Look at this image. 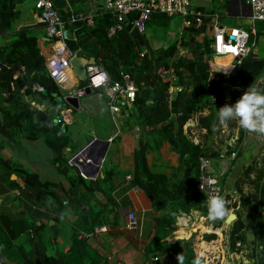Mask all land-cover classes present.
<instances>
[{"label": "trees", "instance_id": "obj_1", "mask_svg": "<svg viewBox=\"0 0 264 264\" xmlns=\"http://www.w3.org/2000/svg\"><path fill=\"white\" fill-rule=\"evenodd\" d=\"M15 7L16 0H0V37L11 35L5 44L0 45V133L10 140L17 137L30 141L43 138L45 144L54 151L53 163L60 180L56 183L43 181L37 173L0 156V168L6 172L9 188L20 189L12 176L21 179L25 188L41 192L46 199L45 207L50 213L45 224L37 225V222L29 223L28 216L14 217L0 210V264L105 262L90 246L86 235L93 234L95 228L106 225L108 215L115 217L118 214L114 193L118 186L117 180L123 174L125 177L130 176L128 187L141 190L152 208L163 213L156 220L157 229L155 237L147 246L148 253L155 255L167 252L174 258L175 264H178V254L183 255L184 264H193L197 258L201 264H218V256H215L216 252L213 250L217 236L203 233L220 234L218 229L200 225V231L184 239L189 234L184 228L177 229L175 224L181 214L188 215L191 211L207 217L205 197L196 190L199 159H217L220 156L221 149L213 144V128L220 123L217 120L219 108L229 103L235 104L251 85L264 89V59L255 58L251 51L234 66L228 78L222 74H211L210 58L213 51L209 47L208 37L213 33L212 21L198 28H184L179 39L158 49L149 47L145 40L140 44L132 36L131 20L134 16L128 17L122 30L110 38L107 37V29L111 26L112 19L104 12L93 18L92 25L81 21L68 25L70 31L76 30L75 40L69 39L66 42L72 52L78 51L80 56L93 58L112 80H118L121 72L129 74L137 87L132 110L128 114L123 109L121 119L122 131L138 128L139 144L133 153L132 169L123 172L107 157L102 164L101 175L94 180L86 179L80 175L76 166L69 164V158L63 154L67 147L65 136L69 126H48L33 122L31 102L47 108L56 106L73 112L76 110L62 100L63 92L47 73L45 60L52 50L53 42L43 41L40 34L31 27L13 31L12 23L18 14ZM169 19L161 14H153L147 23L165 26ZM259 35V30L255 34L250 32V43ZM144 49L147 52L140 57ZM217 63L220 66L218 60ZM22 67L25 70L23 74L20 73ZM163 68L171 69V75L161 76L160 70ZM32 83H38L42 91H32ZM172 93L176 94L174 112L171 109ZM211 97L215 98L214 104ZM206 108L209 113L200 114L197 124L198 128L206 132L203 140L194 143L184 133L183 127ZM228 122L232 134L237 122ZM245 140L246 134L241 131L236 140V158L241 155ZM119 141V136L113 137L111 147L118 146ZM220 142L223 143L222 140ZM164 143L178 156L177 165L169 174L154 171L147 161V155L158 151ZM2 147L0 145V150ZM76 151L77 147L71 150V154ZM230 152L231 148L228 147L226 155ZM243 174L246 177L244 184L253 189L254 199L243 195L245 199L241 206H249L250 210V220L247 221L243 218L240 204L234 202L231 206L236 219L228 235L229 251L238 254L242 250L241 245H244L243 231L253 229L254 254L250 256L246 253V257L250 264H264V162L258 167L248 166ZM223 179L221 177V185ZM97 194L101 195L103 201L97 198ZM227 206L229 207L228 204ZM69 207L76 210L79 216L71 226L73 233L65 239L68 249L64 251L63 246L57 245L55 253L48 254L46 243L51 242L44 230L49 228L52 241L55 242L62 231L58 225L59 217ZM80 209L84 210L79 211ZM83 216H87L86 222L82 220ZM50 221H53L52 225H48ZM221 223L222 220H217L212 227L218 228ZM169 234L171 235L168 236ZM198 236H201V240H197ZM166 240L176 241L170 244ZM25 241H28L29 247H26ZM196 246L204 248L199 252L200 255L196 253ZM206 248H209L208 252Z\"/></svg>", "mask_w": 264, "mask_h": 264}, {"label": "crops", "instance_id": "obj_2", "mask_svg": "<svg viewBox=\"0 0 264 264\" xmlns=\"http://www.w3.org/2000/svg\"><path fill=\"white\" fill-rule=\"evenodd\" d=\"M31 1L32 6L30 7V9H27L28 5L25 6L24 9H21L20 7L24 5V1L16 0L15 11H17L18 14L12 23V30L17 31L24 27H31L38 34H40L43 41L48 42L49 40L46 39L47 37L44 27L37 21L36 11L34 8L35 0ZM196 1L197 3H195L194 5L201 10L217 14L219 16V25L225 26L227 28H250L251 11L248 4L246 3V0ZM243 1H245V3H243ZM52 2L60 16L67 21H69L70 18H72L74 15L78 14H83L85 15V17L94 18L100 13H103L102 0H52ZM22 12L24 13L22 14ZM258 30L260 31V37H262L264 41V28H262L261 25H256V31ZM1 38L3 37H0V39ZM148 45H150L152 49L161 48V46H156L155 40L153 41V43H148ZM227 62V60L221 59V66H226ZM65 73L67 75V82L69 83L65 84V86H68L71 83H73L74 86L76 84L74 83L76 82L74 77L68 72V70H66ZM96 97L98 99H96L95 101L102 108L104 107L105 109H107L105 100L99 98L97 95ZM88 101L89 104H93L92 101ZM91 111L93 115L96 116L95 109H91ZM71 114L74 115L73 111H71ZM76 119L77 118H75L74 120ZM68 126L70 127V125ZM81 128L82 127H80V129ZM135 128L136 127L126 131L121 130L118 146L111 147L110 144V147L104 159L105 161L109 156V153L111 152L110 159L112 163L118 165L119 169L123 172L130 170L133 167V153L136 148L135 136H139V134L135 131ZM190 129L191 132L196 134L195 136H197V138L200 134H202V131L197 128L196 123L194 124L193 122H191ZM17 138L20 140V146L22 148L27 147V150L17 148L16 151H13L12 154L8 149H6L5 146L0 150V156L3 159L11 160L12 163L21 165L23 168L30 170L31 172L37 173L43 181L53 183L59 182L60 175L57 171L56 165L53 163V159L55 157L54 151L45 144L43 138L34 141H30L23 137ZM88 138L89 139H87V143L93 138L100 139L99 136H94V132L91 135L88 134ZM15 139L10 141H13V144H16ZM87 143H84L83 140V144L81 143L79 146H77V151ZM254 147L256 149H259V146L255 145ZM74 148H76V146ZM71 150L72 149L65 148L63 154L70 158L74 153H70L69 155H67V152H71ZM177 158L178 156L171 151L170 146L167 143H164L158 151L150 152L147 155V161L151 168L156 172L165 174H169L171 169L177 165ZM213 161L214 163L221 164L220 171H222L223 173L226 171L224 160L219 161L218 159H213ZM99 175H101V169ZM12 179L16 180V184L20 189L9 188V181L7 179L6 172L4 169L0 168V210L7 212L9 215L14 217H23L24 213L28 211L31 216L37 218L38 225L45 224L47 222L48 216L50 215L49 211L45 207V197H43V195L39 191H32L25 188V185L21 179H16L14 177H12ZM117 183L118 186L115 190L114 198L117 204L118 214L115 217H113L112 214L108 215L109 219L107 221V224L101 226L106 228V232L99 233L94 237L88 239V243L90 244V246L94 248L99 253V255H101L105 259V262L101 264H175L174 258L167 252H158L155 255L147 252V246L149 242L155 237L157 229L156 220L163 213L152 208L149 199L141 190L128 187V180H126L124 174L121 175V177L117 180ZM96 196L98 199L102 200L100 194H97ZM75 197V201L77 203V193ZM76 205L79 206V204ZM83 210L84 209H80L79 211ZM194 212L198 214V216H196V219L199 218L200 222L202 223L206 221V217L201 216L196 211ZM128 213H132L135 218V225L131 230L124 229ZM78 216V212L69 207L64 211L63 215H60L59 220L62 219L70 226H72V224L76 223V221L78 220ZM185 216L188 215L181 214V216L177 218L175 226L177 227V229L184 228V231L189 234V236L184 239H188L193 233H195L196 231H200V227H198L199 225L195 226L196 230L194 231V228H188L187 219H185ZM179 219H181V221ZM48 229L44 230V234L49 239L51 238V232ZM62 234L63 231H61L55 242L50 245L51 252L55 253V251L58 249L57 245L60 247L63 246L64 251L68 249V244L66 243V240H63ZM207 234L216 235L215 232ZM70 235L68 236V238L70 237ZM170 235L171 234H169L168 236ZM175 241H173L172 243H174ZM217 242L218 239L215 241V244H217ZM153 256H156L158 258V261L155 263H151V257Z\"/></svg>", "mask_w": 264, "mask_h": 264}, {"label": "built area", "instance_id": "obj_3", "mask_svg": "<svg viewBox=\"0 0 264 264\" xmlns=\"http://www.w3.org/2000/svg\"><path fill=\"white\" fill-rule=\"evenodd\" d=\"M246 3L251 11V25L249 29L235 27L227 28L219 25V16L217 14L201 10L193 4V0H102V9L103 12L110 15L112 19V24L107 29V37L109 38L113 37L117 32H120L124 23L127 22L128 17L131 16H134L131 20L132 30L136 29L142 36L145 24L149 21L151 15L153 14H161L168 18L181 16L183 29L190 28L192 26L198 28L202 25H207L210 21H212L213 33L208 37L210 41L209 47L213 51L210 58V65L212 68L211 74H222L225 78H228L234 66L247 57L255 47V40L250 43V32L255 34L256 24H259L262 28H264V0H246ZM34 8L38 23L44 27L48 40L53 42L52 50L48 58L45 60V66L48 75L63 92L62 100L67 103L66 98L71 97L76 98L79 103V100L86 95L85 87H87L90 89L91 93H94L99 98L105 100V104L113 124H121V119L123 117L122 110L125 109L128 114L131 112L132 105L135 100V93L137 91V87L129 74L121 72L118 80H112L104 68L94 60V63H87L84 65L86 73L85 87H81L79 83L74 86H65V80L67 81V75L65 72L69 67V61L74 56H79L78 51L72 52L67 47L66 42L69 39L75 40L76 32V30L70 31L67 26L78 21L86 22L88 25H92L93 17H85L83 14H78L70 18L69 21L63 20L58 11L55 9L52 0H35ZM181 32L179 33V37ZM146 52L147 50L144 49L140 53V57H142ZM223 58H229L230 60L229 63L222 68L218 65L217 59ZM24 71L25 70L22 67L20 73L23 74ZM160 75L170 76L171 69H161ZM211 78L212 76H210V79ZM31 90L41 92L42 87L38 83H32ZM211 101L212 104H214L215 98L211 97ZM30 105L33 112L46 111L48 109L45 106H41L33 102L30 103ZM57 108L58 111L56 117L53 119V124H68L70 122L72 110L68 108ZM61 112H65V115L62 116ZM208 113L209 109H204L202 112L197 113L193 120L186 123L183 127L184 133L187 134L188 138H190L194 143H198L200 138H197V136H195L196 134L191 132L190 123L193 122L197 125L198 116L200 114L203 115ZM219 126L216 125L213 128L215 147L217 149H221L220 156L217 159L219 161L227 160V165H229L237 156V149L235 146L239 133L242 131L246 134V131L241 129L238 126V123L232 134L229 128V122L225 124L219 123ZM199 130L202 131V135L206 132L204 129L199 128ZM135 131L138 132L137 127L135 128ZM228 136L231 137L227 139ZM112 138L113 137H110L107 140L111 141ZM220 140H222L223 143H221ZM228 147L231 148V152L229 155H226ZM68 162L72 165L71 158H69ZM211 163H214L213 159L205 157H201L199 159L196 190L205 197L206 202L209 197L212 196L219 195L223 198L225 197L224 190L221 185L223 172L212 170L210 168ZM126 180H130L129 175L126 176ZM64 204H66V202H64ZM134 225V215L132 213H128L124 229L131 230ZM103 232H106V228L98 227L95 228L93 234L86 236L90 239ZM237 245L239 246V244ZM157 261L158 258L156 256L151 257V263H155Z\"/></svg>", "mask_w": 264, "mask_h": 264}, {"label": "rangeland", "instance_id": "obj_4", "mask_svg": "<svg viewBox=\"0 0 264 264\" xmlns=\"http://www.w3.org/2000/svg\"><path fill=\"white\" fill-rule=\"evenodd\" d=\"M24 5H22L20 8L24 9L25 6L28 5L27 9H30L32 6L31 0H23ZM197 3L196 0H193V4ZM24 12H22L23 14ZM259 25V24H256ZM183 29V23L181 16H174L169 19L168 24L165 26H162L158 23H146L145 29L143 32L144 40L146 43H153L155 40L156 46L161 47H167L172 42L177 40L179 38V33ZM247 29V28H246ZM248 31V30H247ZM3 38L0 39V45L5 44L11 37V35H5L1 36ZM149 47H151L149 45ZM252 52L254 54V57L257 59H264V41L262 37H255V47L252 49ZM98 99L94 93H91L90 95H85L83 98L79 100V109H75L76 112H73L71 114L70 122L67 125H70L68 127L67 135L65 136V142L67 144V148L73 149L75 146H79L81 143H87L88 134L91 135L94 132V136H99L100 139L106 140L110 137L119 136L120 132L122 130L121 124H113V122L110 119V114L108 112V109L102 108L95 100ZM92 101V103L89 104V101ZM100 100V99H99ZM87 103V104H86ZM95 103V104H94ZM234 103H229L227 105H233ZM91 109H95L96 116L93 115ZM61 115L64 116L65 112H61ZM91 116V117H89ZM77 118L76 120H74ZM80 127H82L80 129ZM93 130V131H91ZM138 133V132H137ZM250 135V133L246 132V136ZM93 136V135H92ZM201 140H203V135L200 134L198 136ZM16 144H13V141H10V139L4 137L0 133V145L3 147L6 146V149L9 150L10 153L13 154V151H16L17 148L20 149H26L27 147H21L20 140L17 138L15 139ZM211 142V141H210ZM212 143V142H211ZM214 144V143H213ZM221 144V143H220ZM259 149H256L254 146L256 144H253L251 146H243L241 149V155L232 162L229 165H227V160L225 161V169L226 171L223 173L222 177L223 179V185L222 188L225 191V197L224 199H227V204L229 205L232 215H234V211L231 208L232 204L234 202L242 205V202L244 201L243 195H247L251 200L254 199L253 189L248 184H244L246 182V177L244 176L243 172L248 166L257 165L260 166L264 162V141L260 143ZM17 145V146H15ZM40 150V149H39ZM257 150V151H255ZM41 151V150H40ZM2 153V151H1ZM71 152H67V155H69ZM111 152L109 153L108 159L110 158ZM210 168L215 171H219L221 169V164L219 163H211ZM251 179L253 176L250 177ZM237 190H239L240 194H238ZM246 197V196H245ZM243 212V218L245 221L250 220V210L249 206L247 208L242 207ZM197 212V211H196ZM227 216L222 220V223L220 227L213 228L214 226L212 221H209L206 216V221L203 223L200 222L199 218L196 219V216H198L197 213L194 211H191L188 216H185V219H187L188 228L196 230L195 226L200 227V225L212 227L213 230L218 229L220 234H216L218 242L213 248V250L216 252L215 256H218V264H250V261L246 257V247L245 245H241V251L237 253H233L229 251V241H228V235L232 226V223L234 222L236 216ZM28 216L30 219H27L28 222H37V218L31 216L28 211H26L23 215V217ZM209 223V224H207ZM38 225V223H36ZM50 225V224H48ZM59 227L62 228L63 234L62 238L63 240L67 239L70 234L73 233L72 227L66 223L64 220H60ZM197 227V228H198ZM200 230V228H199ZM192 231V232H193ZM51 232V231H50ZM212 233V232H207ZM190 238V237H189ZM197 238V237H195ZM50 239V242L52 241V236ZM197 240H201V236H198ZM50 244L46 243V247L48 250V254L53 252H50ZM26 247H29L28 241H25ZM207 252L209 251V248ZM204 248H201L199 246H196V253L200 255L199 252L203 251Z\"/></svg>", "mask_w": 264, "mask_h": 264}, {"label": "water", "instance_id": "obj_5", "mask_svg": "<svg viewBox=\"0 0 264 264\" xmlns=\"http://www.w3.org/2000/svg\"><path fill=\"white\" fill-rule=\"evenodd\" d=\"M245 3V1H243ZM131 34L134 38H136L140 44H143L144 38L143 36L136 30L133 29ZM48 39V38H46ZM87 63H94L93 58L86 59L84 56H74L69 61L68 72L74 77V83H79L81 87L86 86V73L84 65ZM65 84H69L65 80ZM70 85H73L71 83ZM85 94L90 95L91 91L89 88L85 87ZM176 98V94L172 93L171 95V109L174 112V100ZM67 104L72 107L73 109H79V103L76 98L68 97L66 98ZM33 110V109H32ZM58 108L56 106H50L46 111H37L34 112L32 118L34 123H41L45 125H51L53 119L57 115ZM1 124V122H0ZM139 136H135V145L138 148L139 144ZM264 140V136H258L256 134L250 133L245 140V146H251L256 144V146L260 147L261 141ZM111 141L110 140H102L93 138L90 140L85 146L75 152L70 158L72 160V165L76 166L80 172V175L83 178L94 180L99 176V172L102 166V163L105 159V156L108 152L110 147ZM14 177V176H12ZM235 217V215H232ZM83 221H87V216L82 217ZM50 225L53 224V221L49 222ZM244 235V245L246 247V251L250 256L254 254V241H255V233L253 229H246L243 231Z\"/></svg>", "mask_w": 264, "mask_h": 264}, {"label": "clouds", "instance_id": "obj_6", "mask_svg": "<svg viewBox=\"0 0 264 264\" xmlns=\"http://www.w3.org/2000/svg\"><path fill=\"white\" fill-rule=\"evenodd\" d=\"M217 120L220 124L234 120L244 131L264 136V89L249 86L235 104H226L219 108ZM230 215H232V211L222 196L209 197L207 201V219L209 221L223 220ZM176 259L178 264H184L182 254H178ZM193 264H201L200 259H195Z\"/></svg>", "mask_w": 264, "mask_h": 264}, {"label": "bare ground", "instance_id": "obj_7", "mask_svg": "<svg viewBox=\"0 0 264 264\" xmlns=\"http://www.w3.org/2000/svg\"><path fill=\"white\" fill-rule=\"evenodd\" d=\"M218 60V62H219V64H220V67H225V66H221V59H217ZM223 60H227L228 62L226 63V64H228L229 63V58H223Z\"/></svg>", "mask_w": 264, "mask_h": 264}]
</instances>
